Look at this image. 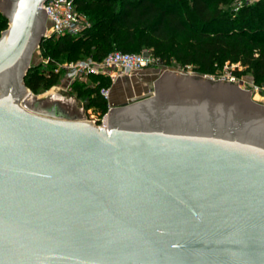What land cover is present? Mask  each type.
Returning a JSON list of instances; mask_svg holds the SVG:
<instances>
[{
	"label": "water",
	"instance_id": "1",
	"mask_svg": "<svg viewBox=\"0 0 264 264\" xmlns=\"http://www.w3.org/2000/svg\"><path fill=\"white\" fill-rule=\"evenodd\" d=\"M46 0H0V264H264V103L166 69L106 125L26 85Z\"/></svg>",
	"mask_w": 264,
	"mask_h": 264
},
{
	"label": "trees",
	"instance_id": "2",
	"mask_svg": "<svg viewBox=\"0 0 264 264\" xmlns=\"http://www.w3.org/2000/svg\"><path fill=\"white\" fill-rule=\"evenodd\" d=\"M85 12L90 26L78 35L63 34L43 38L41 45L51 57L66 54L79 58L92 55L103 58L115 48L136 52L144 46L166 61L174 55L182 64H197L204 73L216 72L226 61L240 62L264 79V1L234 9V0H75ZM7 16L0 12V35L8 26ZM258 55H255V52ZM50 57V58H51ZM78 59V58H77ZM56 62L31 64L25 76L34 92L50 88L59 79ZM99 86L109 85L110 78L91 75ZM74 82L79 94L97 90L88 102L108 106L100 88Z\"/></svg>",
	"mask_w": 264,
	"mask_h": 264
},
{
	"label": "rangeland",
	"instance_id": "3",
	"mask_svg": "<svg viewBox=\"0 0 264 264\" xmlns=\"http://www.w3.org/2000/svg\"><path fill=\"white\" fill-rule=\"evenodd\" d=\"M0 12L9 17L7 13L0 9ZM48 28H50V22H47ZM4 30V29H3ZM2 30V31H3ZM56 39L58 36L53 35ZM113 50H121V48H115ZM147 52L150 55V61L142 70L131 75V76H121L116 81H111L109 85L99 86V81L96 79H91L87 77L83 81H79L78 83H82L88 85L90 89L97 86V89L102 87H111V98L108 100V106L103 109L100 105L90 104L88 102L92 99V97L96 96L97 90L87 91L84 94H79L78 90L71 85L66 88L61 84L62 72H58V81L55 87L51 86L50 88H41L38 91L34 92L39 96H47V95H55L60 97H65L71 99L73 102L78 104L86 113L88 120H94L96 125L102 123V119L108 114L110 110V106H119L122 103L126 102L130 97L135 95H140L143 93H147L149 91H154V78L163 73L166 69L176 70L184 73H193L206 77H211L214 79L222 78V76H228L232 74L237 75L238 85L243 87L244 89H252L254 90L251 93L252 98L259 102L264 103V79H257L254 73V70L251 68H247V66L240 64V67L237 68L236 65L228 63L226 61L222 66H219L216 72L213 73H204L198 69L197 64H188L184 65L181 63L179 59H177L174 55H170L166 61H163L160 56L155 54L154 48L151 46H144L136 52ZM85 53H77L73 55V57H68L66 54L54 55L51 57V53L48 49H45L43 45L37 46L31 56V64H40L41 67L45 64L53 62L66 63L69 61L80 59L79 57L83 56ZM51 57V58H50ZM50 58V60H48ZM228 80V78H224ZM107 100V99H106ZM109 120V118H107Z\"/></svg>",
	"mask_w": 264,
	"mask_h": 264
},
{
	"label": "built area",
	"instance_id": "4",
	"mask_svg": "<svg viewBox=\"0 0 264 264\" xmlns=\"http://www.w3.org/2000/svg\"><path fill=\"white\" fill-rule=\"evenodd\" d=\"M258 1L264 0H234L233 5L235 10H239ZM41 7L46 8L48 12L47 22H50V28L47 26L45 37L63 34L78 35L91 24L88 15L77 8L75 0H46L41 4ZM255 55H258L257 51ZM149 61L150 55L147 52L113 50L101 59L89 55L66 63L57 62L54 71L56 73L62 72L60 85L68 88L74 82L83 81L91 75H104L114 82L121 76H131L139 72L147 66ZM231 64L238 68L241 63L234 62ZM222 78L238 79L236 74L222 76ZM100 93L105 99L110 100L111 87H102ZM109 106L111 109L112 105ZM107 123L108 120L105 116L99 125L107 126Z\"/></svg>",
	"mask_w": 264,
	"mask_h": 264
},
{
	"label": "flooded vegetation",
	"instance_id": "5",
	"mask_svg": "<svg viewBox=\"0 0 264 264\" xmlns=\"http://www.w3.org/2000/svg\"><path fill=\"white\" fill-rule=\"evenodd\" d=\"M8 25H9V23H8ZM7 27H8V26H7ZM7 27H6V28H7ZM6 28H5V29H6ZM5 29H4V30H5ZM1 33H2V32H1ZM0 36H1V35H0Z\"/></svg>",
	"mask_w": 264,
	"mask_h": 264
},
{
	"label": "bare ground",
	"instance_id": "6",
	"mask_svg": "<svg viewBox=\"0 0 264 264\" xmlns=\"http://www.w3.org/2000/svg\"><path fill=\"white\" fill-rule=\"evenodd\" d=\"M108 118V117H107ZM109 121V120H108Z\"/></svg>",
	"mask_w": 264,
	"mask_h": 264
}]
</instances>
